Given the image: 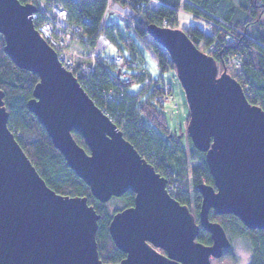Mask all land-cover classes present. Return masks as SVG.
<instances>
[{"label":"water","instance_id":"water-1","mask_svg":"<svg viewBox=\"0 0 264 264\" xmlns=\"http://www.w3.org/2000/svg\"><path fill=\"white\" fill-rule=\"evenodd\" d=\"M32 4L0 0L4 53L38 76L26 103L66 165L100 203L134 194L114 213L108 232L125 258L115 264H211L231 247L223 227L208 218L237 217L264 230V111L242 87L178 28L148 26L169 55L189 108L186 134L205 154L213 186L199 184V225L211 244L196 241L199 226L189 208L166 191L157 174L94 104L77 78L34 28ZM0 90V264H106L98 255L100 216L85 197L58 194L40 177L8 128ZM78 133L89 152L72 136ZM157 249L164 252L160 253Z\"/></svg>","mask_w":264,"mask_h":264},{"label":"trees","instance_id":"trees-1","mask_svg":"<svg viewBox=\"0 0 264 264\" xmlns=\"http://www.w3.org/2000/svg\"><path fill=\"white\" fill-rule=\"evenodd\" d=\"M18 1L32 5L38 1L59 4L67 12L68 23L81 29L70 43V47L79 54L78 59L73 60V72L78 76L79 84L155 172L167 183L174 187L176 184L177 195L173 198L189 208L199 226L196 241L210 245L209 233L199 225L201 195L196 189L199 184L213 186L205 154L195 149L187 134L185 140L182 132L180 138L170 135L160 100L162 86L166 83L162 78L153 80L149 72L138 64L137 46L127 33L132 30L143 42L161 74L168 69L174 70L168 54L147 34V28H178V14L183 12L193 22L183 26L182 31L199 50L202 46L204 50L201 51L215 60L218 73L225 68L242 87L246 100L264 111V30L258 28L264 15V0H111L131 11L130 17L121 16L125 34L116 22L107 21L110 12L106 11L108 0ZM151 3H156V7L150 8ZM101 37L107 44L112 43L118 48L117 53L123 57L122 64L104 58L102 53L105 49L95 58L89 57ZM4 45V37L0 34V90L9 115V130L50 189L58 194L87 199L88 205L100 216L96 231L100 260L106 264L120 262L125 254L113 244L108 225L114 213L133 206L134 194L127 191L120 198H112L122 204L121 209L112 213L108 211L107 203H100L92 196L89 187L66 165L43 126L26 108L39 81L38 76L18 68L4 53ZM237 61L241 62L239 66L235 65ZM80 64L88 66L85 74L80 73ZM116 65L130 70L125 74V80L121 68ZM137 84L141 85L140 90L130 94L129 88ZM188 119L189 115L186 125ZM72 136L88 153L82 137L74 131ZM208 218L223 227L231 243L235 239L247 242L250 251L248 264H264V230L248 229L237 217L215 215L212 210ZM157 251L164 254L162 250ZM229 253L230 249L224 250L220 258L211 259V264L221 262Z\"/></svg>","mask_w":264,"mask_h":264},{"label":"rangeland","instance_id":"rangeland-1","mask_svg":"<svg viewBox=\"0 0 264 264\" xmlns=\"http://www.w3.org/2000/svg\"><path fill=\"white\" fill-rule=\"evenodd\" d=\"M156 4L151 3L150 8H155ZM179 25L178 29H181L183 26H187L189 23H192V19L190 16L184 14L183 12H179ZM107 21H113L118 24V28L120 31L125 34V26L124 21L121 18V16L115 12H109L107 15ZM259 29L264 30V15L262 17L261 25L258 26ZM205 32L208 33V30L205 28ZM130 38L135 42L137 49H138V64L142 66L145 70H147L153 80H158L162 78V81L166 84H168L171 88V101L166 103L164 106V116L167 121V127L170 131V135H177V137H181L183 135V140H185V134H186V118L189 115V108L188 104L186 102L185 93L177 79L176 71L168 69L164 71L162 74L160 73L156 60L151 57L150 52L145 48V45L139 38L135 35V33L132 30H129L127 33ZM105 41V39H104ZM102 55L104 58H107L110 62H113V59L118 54V48L112 44L105 42L101 43V48H104ZM70 47V46H69ZM68 47V57L73 59L74 61L78 59V55L76 50L73 49V47ZM203 47H200V50H202ZM204 50V49H203ZM100 51V49H98ZM125 52V55L127 56V52ZM203 52V51H202ZM117 68H121L122 71V78L125 80L126 73L130 70H127L125 67L116 65ZM133 72V70L131 71ZM141 88L140 84L133 85L131 88H129L128 92L130 94L137 93ZM182 132V135L180 134ZM184 143V141H183ZM167 191V188H166ZM169 194V192L167 191ZM171 194V195H170ZM170 196H174V190L170 192ZM122 204L117 199H111L107 202V209L110 213L114 211L115 209H121ZM193 215V214H192ZM250 260V251L247 245V242L244 239H235L231 243L230 253L228 254V257H225L221 260V262L217 261L215 264H248Z\"/></svg>","mask_w":264,"mask_h":264},{"label":"built area","instance_id":"built-area-1","mask_svg":"<svg viewBox=\"0 0 264 264\" xmlns=\"http://www.w3.org/2000/svg\"><path fill=\"white\" fill-rule=\"evenodd\" d=\"M35 6V12L31 14V20L34 28L39 33L40 37L44 39L47 44L56 51L58 59L61 61L62 65L70 71L74 73V61L73 59L68 57V47L72 42L73 38H76L78 34L81 33V29L71 26L67 20V12L66 10L59 4H55L52 2H44L38 1ZM106 11L115 12L122 17L128 18L131 15V11L128 8H121L117 4L112 3L111 0L107 1ZM105 42L101 37L97 41L96 47L93 49L89 57L91 59L98 56L106 47L101 48V43ZM107 44V42H106ZM100 49V51H98ZM115 63L122 64L123 57L121 54H117L114 58ZM241 62L237 61L235 63L236 66H239ZM80 73H86L88 70V66L86 64H80L79 68ZM92 71V70H91ZM75 76V73H74ZM76 78L78 76H75ZM145 83H149L148 80H145ZM171 88L169 85L162 86V96L160 98L163 107L166 103L171 101ZM119 130V128H117ZM121 131V130H119ZM176 181V180H175ZM176 187V184H175ZM172 183H167L166 188L167 191L170 192L174 190V196L177 195V189ZM171 195V194H170Z\"/></svg>","mask_w":264,"mask_h":264},{"label":"bare ground","instance_id":"bare-ground-1","mask_svg":"<svg viewBox=\"0 0 264 264\" xmlns=\"http://www.w3.org/2000/svg\"><path fill=\"white\" fill-rule=\"evenodd\" d=\"M165 51V50H164ZM166 52V51H165ZM167 53V52H166ZM168 57H169V55H168ZM169 60L171 61V59H170V57H169ZM172 62V61H171Z\"/></svg>","mask_w":264,"mask_h":264},{"label":"crops","instance_id":"crops-1","mask_svg":"<svg viewBox=\"0 0 264 264\" xmlns=\"http://www.w3.org/2000/svg\"><path fill=\"white\" fill-rule=\"evenodd\" d=\"M156 4V3H155Z\"/></svg>","mask_w":264,"mask_h":264}]
</instances>
